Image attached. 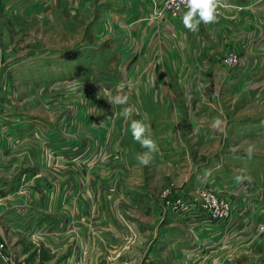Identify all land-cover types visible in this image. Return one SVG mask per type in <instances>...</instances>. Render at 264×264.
<instances>
[{
	"label": "crops",
	"instance_id": "0c3cea01",
	"mask_svg": "<svg viewBox=\"0 0 264 264\" xmlns=\"http://www.w3.org/2000/svg\"><path fill=\"white\" fill-rule=\"evenodd\" d=\"M244 1L248 2L240 5L246 8L244 11L264 12V5ZM219 2L225 13H233V17L238 13L236 0ZM18 3L0 0V21L5 18L4 8L9 6L12 14ZM228 3L233 6L227 8ZM256 15L247 16L245 24L241 21L245 16L240 19L236 15L231 20L216 16L215 22H201L196 31H190L183 24L182 13L174 20H163L169 36L160 34V30L157 38H153L157 22L128 27V44L135 46L141 64L157 58L156 62L164 63L160 72L161 66L154 65L157 75L165 79L161 82L158 77L157 85L142 79L140 85L133 80L139 73L130 70L127 89L177 95L171 100L141 102L142 109L161 110L148 121L158 145L149 156L156 155V163L143 168L124 165L125 171L117 169L111 139L95 141L97 148L92 153L97 158L92 162L88 161L89 153L69 151L62 141L53 147V138L48 137L51 129L38 128L36 122L29 124L23 141L13 142L17 134L20 137L19 123L10 115L11 102L1 98L5 58L0 36L3 252L18 264H107V254L114 262L149 264V230L135 223L134 217L145 221L151 216L146 212L139 215L133 206L148 205L155 210L153 217L159 219L158 203L152 196L165 185L183 188L193 198L199 185L209 183L231 201L230 217L222 222L209 220L198 204L191 215H164L163 228L165 219H172L183 231L177 233L167 226L166 232L162 230L153 241L152 249L157 244L155 250L162 257L168 255L170 264H264V231L259 230L264 226V53H250L246 48L240 55V65L232 69L219 59L230 46L240 50L247 44L249 38L243 27L250 28L248 24L257 19ZM255 32L250 31L253 35ZM252 39L258 41L259 37ZM152 76L156 74L148 72V77ZM225 79L222 100L218 101L219 85ZM231 81L237 85L231 86ZM4 84L9 85L6 80ZM158 126L162 127L159 131ZM4 129L8 135L1 134ZM91 135H79L80 146L87 138L93 140ZM102 146H106L104 154L109 158L101 160ZM74 152L81 153L74 156ZM197 156L206 160L200 165L194 159L190 161ZM138 185L141 194L135 196L133 189Z\"/></svg>",
	"mask_w": 264,
	"mask_h": 264
},
{
	"label": "rangeland",
	"instance_id": "374dc122",
	"mask_svg": "<svg viewBox=\"0 0 264 264\" xmlns=\"http://www.w3.org/2000/svg\"><path fill=\"white\" fill-rule=\"evenodd\" d=\"M249 1L253 4L264 5V0ZM235 3L238 4L237 6L248 4L244 0H236ZM232 6L230 3L227 4V8ZM8 7L4 8L5 18L0 21V36L4 42L2 50L5 58L1 66L5 68L1 98L4 97L3 100L11 102L10 115L17 117L19 123L17 132L20 137L17 134L12 141H23L28 136L29 124L36 122L38 128L51 129L48 137L53 138V147L62 141L63 144L68 145L65 144L69 151L84 150L91 155L88 158L85 154L89 162L97 158L93 157L94 153H92L97 148L95 141L99 139L104 143L105 140L111 139L119 171H125L124 165L132 164L143 168L156 163V155L149 156L146 165L137 160L135 155L142 151L149 153V149L142 147L133 139L130 123L135 119L149 125L150 118L156 117L155 114L161 111L142 109L141 102L171 100L177 94H161L156 91L133 92L127 89L128 80H130L127 71L130 70L132 74L139 73L133 76V80L139 81L137 84L140 85H143L142 79L154 85H157L158 77L161 82L165 79L157 75L158 70L154 65L161 66L159 72L162 71L164 65L163 62H156L157 58L155 62L150 60L141 64L138 53L134 52L135 46L129 45L131 40L128 27L131 24L157 22L158 26L156 25L153 38L158 37L157 32L160 30V34L166 32L169 36V30H166L163 20L176 19L187 11V8L182 6L174 14L172 0H19L18 5L12 10V15ZM223 9L224 5L218 2L216 16H223L222 19L229 20L234 19L236 15H239L240 19L245 16L241 20L244 24L247 16L259 14L256 15V20L248 24L250 28L243 27L246 38H249L247 44L239 48L240 50L229 45L230 47L219 57L225 67L232 69L240 65V55L246 48L250 49V53L255 51L264 53V12L249 13L244 11L245 7L240 6L237 9L238 13L233 17V13H225ZM259 17L261 18L260 24H258ZM229 27H231L230 24ZM252 29L256 31L255 36L250 33ZM252 37H259V39L254 41ZM257 48L259 49L255 50ZM230 53L235 54L236 62L226 64L224 61ZM234 71L236 72V69ZM148 72H154L156 76L148 77ZM142 74L145 75L141 76ZM4 80L8 81L9 85L4 84ZM227 81L225 79L219 85L218 101L222 100L220 97L224 93ZM229 83L233 87L237 85L235 81ZM7 88L10 90L6 96ZM101 89L107 90L105 95H100ZM117 95L127 96L128 105L134 108L128 120L121 115L122 107L127 105L112 106L105 99L106 96ZM225 99L230 101L234 97H225ZM243 99L240 101L242 102ZM153 110L154 114H152ZM160 129L162 127L158 126V131ZM83 132L92 134L93 140L87 138L84 146H80L78 136ZM1 134L8 135L7 130L4 129V133L1 132ZM60 134L63 137H60ZM105 149L106 146L101 147V160L109 158L104 154ZM81 152H74V156ZM198 157H192L190 161L194 159V162L200 165L206 160L204 156ZM256 159L261 160L262 158ZM140 187L141 185H138L133 189V195L140 196ZM209 194L226 199L230 203V210L232 209L231 201L226 196L220 195L209 183L199 185V188L194 191L193 198L189 197L188 192L183 188L179 189L172 183L165 185L157 196L156 194L152 196L156 197L158 203L159 214L156 215L159 219L153 217L152 213H155V210L148 209V205L138 204L136 208L133 206L139 215L148 213L151 216L145 221L137 216L134 217L135 223H138L142 229L149 230V259H152L149 264H159L160 261L162 264H170L167 259L168 255L162 257L155 250L157 244L152 249L153 241L162 230L166 232L169 227L177 233L183 231L180 225L172 222V219H165L166 227L163 228L164 215L178 218L182 217V214L191 215L192 209L194 210L198 204L199 210L204 211L209 216V220L216 222L209 214V207L205 205V198ZM180 200L185 204L183 209L177 207V202ZM259 230L264 231V226L261 225ZM109 255H106L107 264H130L124 261L114 262L113 259L108 258Z\"/></svg>",
	"mask_w": 264,
	"mask_h": 264
},
{
	"label": "clouds",
	"instance_id": "9594fccd",
	"mask_svg": "<svg viewBox=\"0 0 264 264\" xmlns=\"http://www.w3.org/2000/svg\"><path fill=\"white\" fill-rule=\"evenodd\" d=\"M219 0H185L187 11L183 13L182 21L184 26L190 31H196L201 22L205 24L213 23L216 20V8ZM107 90L101 89L100 95H105ZM105 99L113 105H127L122 107L121 115L128 120L134 108L128 105V97L117 95L114 97L106 96ZM130 132L135 141L141 144L142 147L149 149V153L158 150L157 142L153 139V134L150 125H146L140 120H131ZM149 153H140L137 155V160L141 164H147ZM237 179H240L237 177Z\"/></svg>",
	"mask_w": 264,
	"mask_h": 264
},
{
	"label": "built area",
	"instance_id": "2783aa9c",
	"mask_svg": "<svg viewBox=\"0 0 264 264\" xmlns=\"http://www.w3.org/2000/svg\"><path fill=\"white\" fill-rule=\"evenodd\" d=\"M182 6L186 7L185 0H172V10L174 14ZM235 62H236V56L234 53H230L224 61V63L226 64H232ZM205 205L209 207L208 208L209 214L213 219L216 220V222L225 221L231 215L230 203L226 199H223L221 197H216L213 194H209L205 198ZM177 207L183 209L185 207V204L183 203V201L180 200L177 202ZM177 207L175 208L177 209ZM4 247H5V242L4 240L0 239V262L2 264H18L16 263L15 260H13V258H11V256L3 252Z\"/></svg>",
	"mask_w": 264,
	"mask_h": 264
}]
</instances>
